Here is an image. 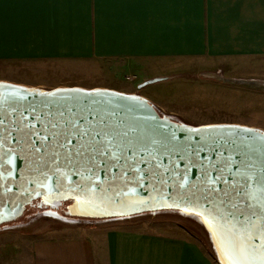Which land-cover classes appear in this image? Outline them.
Instances as JSON below:
<instances>
[{
	"label": "crops",
	"instance_id": "crops-1",
	"mask_svg": "<svg viewBox=\"0 0 264 264\" xmlns=\"http://www.w3.org/2000/svg\"><path fill=\"white\" fill-rule=\"evenodd\" d=\"M22 11L28 23L16 27L10 22ZM3 14L1 70L87 60L131 75L188 60L222 73L264 58V0H33L26 9L5 0ZM149 215L91 222L71 235L4 225L0 264H215L186 228Z\"/></svg>",
	"mask_w": 264,
	"mask_h": 264
},
{
	"label": "water",
	"instance_id": "water-1",
	"mask_svg": "<svg viewBox=\"0 0 264 264\" xmlns=\"http://www.w3.org/2000/svg\"><path fill=\"white\" fill-rule=\"evenodd\" d=\"M208 77L214 76L210 75ZM158 81L160 79L148 80L140 84L137 89L144 88ZM235 83L249 87H258L260 84L256 81L243 80H237ZM16 88L20 90L21 95L26 97L27 101H32L34 104L38 105V102L42 99L59 100V103L49 104L44 113L40 114L38 120L37 116L30 114V111L24 106L12 104L10 101L0 102V121H2L0 123V135L6 134L3 131L4 129L12 131V136L4 147L16 148V164L13 174L9 176L7 172H4L2 177H0V227L20 219L27 207L33 206L34 203L39 209L46 208L50 213H53L51 210H55V213L57 212L56 210L60 209L62 214H64L63 218L69 216L95 219L97 221L170 210L159 208L160 203H176L179 204L180 208L199 211L200 209L196 206V200L186 195V192L189 190V184L200 186L201 170L198 166L195 168L189 167L187 158L181 160L182 152L172 151L173 144L167 145L171 154L165 151L161 134L169 131H175L177 140L181 142L175 145L177 148L184 149L185 145L189 148L206 145L204 150L200 151L199 159L205 164L210 163L216 166L210 171V174L216 177L222 173L223 178L227 179L229 184L236 185L241 193H243L245 187L242 178L237 174L241 168L240 162L243 160L245 164L251 165V172L255 173L256 176L260 174L261 161L264 160V155L260 152V145L264 144V140H261V137H264V132L254 129L252 132H244L243 129L245 127L232 126L207 130L205 133H193L189 129L199 127H191L165 119L148 100L139 96H136L139 98L138 100L130 99L129 97L135 96L133 94L117 95L118 92L115 91L100 90V93L104 94L93 93L92 99L97 101V103L92 104L88 98L84 97L83 93H57L54 97L45 98L39 95L40 91L38 90L33 92L31 91L32 89L21 86H16ZM13 91V88L10 87H0V98L6 100L7 97L13 94ZM47 112H51L47 119L54 123L60 119L59 113H63L64 118L75 119L81 126L85 124L84 116H87L88 121L92 122L94 126L97 119L103 116L105 130L110 131L114 137L113 141H106V143H110L109 153L116 152L118 156H122L129 162H138L137 168L139 171L135 169L133 171H135L136 176H144L142 184L138 185L134 180L130 179L128 186L123 189L128 194L124 198L125 205L129 201L147 202L146 204L137 205V207L142 209L141 211H131L127 207H121L119 201L111 206L102 205L99 208H93L77 206L75 201L57 200L58 193L64 191V189H57L52 173H48L49 179L45 181L40 173L33 170V166L29 164V160L32 158L27 150L21 151L17 148L19 134L13 131L16 127V122L21 119V116H23L25 123H29L30 126L37 129L41 128L42 124L39 121L44 120ZM89 112L92 115H89ZM178 126H181L179 130ZM189 136H191V140H188ZM202 136L204 137L203 141L201 139ZM38 143L37 141V145ZM185 155L187 157V153ZM124 159L121 160V165H124ZM173 160L176 161L175 165L172 164ZM227 160L232 161L230 170L225 169L222 163V161ZM157 165H159L158 168ZM166 167L177 168L181 176L185 168H188L189 184L181 188L178 182H174V177L168 179L166 183H161V179L169 175L164 172ZM62 170L71 176V181H65V184L72 183L75 186V184L80 183V176L69 172L67 168H62ZM80 171L83 172V169H80ZM126 171L125 167L111 168L110 171H106L102 167L100 177L102 181L106 180L107 183H112L113 175H120ZM157 172L160 174L159 177L154 176V173ZM83 174L85 176L89 175L87 172ZM127 175L131 177L133 173L127 172ZM237 181H239L238 185L236 184ZM45 182L51 187L50 199L52 203L49 204H43V201L49 198L45 195L48 189L40 188V184ZM105 187H107V184H105ZM114 187L118 191L121 185L117 182ZM217 187L224 188L226 185L221 182ZM251 187L254 188L255 185ZM129 189H134V191H129ZM192 191L196 192L197 197L201 196V192L197 191V189L193 188ZM36 192H40L41 195L37 196ZM242 198L244 197L242 196ZM244 199L246 200V198ZM246 202L248 201L246 200ZM65 203L69 204L63 209L62 207ZM199 204L203 205L204 208L209 207V205L204 203L203 199L199 200ZM121 211L128 214L122 217L104 214ZM173 211L187 215L179 210ZM84 212H95L96 214L84 215ZM219 257L223 263V258L220 254Z\"/></svg>",
	"mask_w": 264,
	"mask_h": 264
},
{
	"label": "snow or ice",
	"instance_id": "snow-or-ice-1",
	"mask_svg": "<svg viewBox=\"0 0 264 264\" xmlns=\"http://www.w3.org/2000/svg\"><path fill=\"white\" fill-rule=\"evenodd\" d=\"M12 2L26 9L27 6L33 3V0H12ZM4 3L5 0H0V34L3 33L5 28ZM28 20L27 11H22L10 23L16 27H23L28 23ZM0 87H10L14 90L13 94L7 97L6 100L0 98V102L10 101L12 104L24 106L30 111V114L36 115L38 120L40 114L44 113L49 104L59 103V100L42 99L37 105L32 101H27L16 86L0 83ZM31 91L35 92L37 90L32 89ZM57 93H83L84 97L88 98L92 104L97 103L92 99L93 93L104 94L97 89H93L92 92H86L84 89H57L54 92L40 91L39 95L47 98L54 97ZM117 95L123 94L119 93ZM129 98L139 99L136 96ZM13 110L15 111V109ZM50 115L51 112L45 113L44 120L39 121L42 124L39 129L25 123L23 116H21L13 131L19 134L17 148L21 151L27 150L32 158L29 160V164L33 166V170L40 173L45 181L49 179L48 173H52L57 189H64V191L58 193L57 200L75 201L77 206L93 208H99L102 205L111 206L119 201L121 207H127L131 211H141L142 209L137 205L146 204L147 202L129 201L125 205L124 198L128 194L123 189L128 186L130 179L138 185L142 184L144 176H136L135 171H133L134 169L139 171L137 168L138 162H129L122 156H118L116 152L109 153L110 143H106V141L111 142L114 137L110 131L105 130L103 116L97 119L95 126L88 121L87 116H84L85 124L81 126L75 119L64 118L63 113H59L60 119L55 123L47 119ZM89 115H92V113L89 112ZM180 127L178 126V130ZM223 127L232 126L204 124L199 128L189 129V131L205 133L207 130ZM3 131L6 134L0 135V177L4 172L11 176L16 164V148L4 147L9 142L12 131L7 129ZM243 131L252 132L254 130L245 128ZM161 135L165 151L171 154L167 145L173 144L172 151L182 152L181 160L187 158L189 167L195 168L198 166L200 168L201 179L200 186L189 184L188 168H185L182 176L175 167L164 168V172L169 175L164 176L161 183H166L168 179L174 177V182H178L181 188L189 184L186 195L196 200V206L200 210L180 208L179 204L176 203H160L159 208L179 210L187 215L198 217L212 234L213 243L216 245L217 252L223 258V264H264V160L261 161V171L258 176L251 172V165L245 164L243 160L240 162L241 168L237 174L242 178L245 187V190L241 193L236 185L229 184L228 180L223 178L222 173L216 177L210 174V171L216 166L210 163L205 164L199 159L200 151H203L206 145L191 148L185 145L184 149H180L175 147V145L181 143L177 140L175 131H169ZM34 137L35 139H33ZM201 139L203 141L204 137L202 136ZM188 140H191V136L188 137ZM261 140H264V137H261ZM37 141L39 142L38 145ZM260 152L264 155V144L260 145ZM185 153H187V157ZM122 159H124V165H121ZM175 163L176 161L173 160L172 164L175 165ZM222 163L225 169L230 170L231 160L222 161ZM102 167L106 171H110L111 168L125 167L127 171L120 175H113L112 183H107L106 180L102 181L100 177ZM158 167L159 165H157ZM62 168H67L69 172L80 176V183L75 184V186L72 183L65 184V181H71V176L64 172ZM80 169H83V172ZM84 172L89 173V175L85 176ZM127 172H132L133 175L129 177ZM154 176L159 177L160 174L157 172L154 173ZM117 182L121 185L118 191L114 187ZM221 182L226 187H217ZM105 184H107V187H105ZM236 184L238 185L239 181ZM252 185H255V187H251ZM40 188L48 189L45 195L49 198H46L43 204L52 203L50 185L46 182L41 183ZM193 188L201 192L200 197H197L196 192L192 191ZM129 191H134V189H129ZM36 195L39 196L41 193L36 192ZM200 199H203L209 207L204 208L203 205L199 204ZM83 214L94 215L96 213L84 212ZM104 214L122 217L128 213L121 211ZM49 215L54 216L56 213H49Z\"/></svg>",
	"mask_w": 264,
	"mask_h": 264
},
{
	"label": "rangeland",
	"instance_id": "rangeland-1",
	"mask_svg": "<svg viewBox=\"0 0 264 264\" xmlns=\"http://www.w3.org/2000/svg\"><path fill=\"white\" fill-rule=\"evenodd\" d=\"M244 63L249 64L242 66ZM188 64L190 62L186 60L179 61L175 67L154 65L151 70L140 67L131 71L130 75L124 72L120 65L117 67L98 61L51 62L39 69H0V82L44 92L57 89H97L115 91L118 94H133L148 98L164 118L187 126H241L264 132V58L241 62L237 69L229 66L222 73L215 70L204 73L205 70L201 66ZM216 68L218 65L213 64L211 69ZM210 75L214 77L209 78ZM151 78L160 81L137 89L140 84ZM237 79H256L260 84L258 87L238 85L235 83ZM36 208L34 203L19 221L7 223L6 229L15 231L21 226L18 229L24 228L22 231H27L25 235L33 232L35 236L41 233L43 236L51 232L54 234L56 231L71 235L84 233V230L76 229L92 225L91 222L106 221L69 216L63 218L64 214L60 209L56 210V215L53 216L49 215L50 212L46 208L39 209L34 219H29ZM147 214L151 213L143 215ZM152 214L154 216H149L155 218L154 220L159 219L165 223L168 221L186 228L188 235L210 261L223 264L213 243V236L198 217H189L173 210ZM108 222L109 220L103 224ZM17 237L19 236L16 235L15 238Z\"/></svg>",
	"mask_w": 264,
	"mask_h": 264
},
{
	"label": "trees",
	"instance_id": "trees-1",
	"mask_svg": "<svg viewBox=\"0 0 264 264\" xmlns=\"http://www.w3.org/2000/svg\"><path fill=\"white\" fill-rule=\"evenodd\" d=\"M68 204H69V203L64 204L65 207H66ZM65 207H62V208L64 209ZM28 208H29V207H27V209H28ZM27 209H26V211L24 212V215H22V217H24V216L26 215V213H27ZM36 209H37L36 211L33 210L32 214H30V216H31L30 219H34L35 214H38V212L40 211L38 207H37ZM22 217H21V218H22ZM21 218H20V219H21ZM20 219H18L17 221H19Z\"/></svg>",
	"mask_w": 264,
	"mask_h": 264
},
{
	"label": "bare ground",
	"instance_id": "bare-ground-1",
	"mask_svg": "<svg viewBox=\"0 0 264 264\" xmlns=\"http://www.w3.org/2000/svg\"><path fill=\"white\" fill-rule=\"evenodd\" d=\"M0 83H2V82H0Z\"/></svg>",
	"mask_w": 264,
	"mask_h": 264
}]
</instances>
